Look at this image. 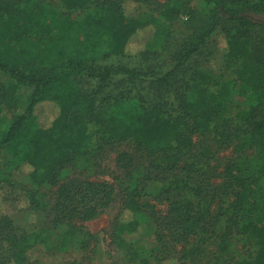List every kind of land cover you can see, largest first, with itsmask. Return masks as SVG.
I'll use <instances>...</instances> for the list:
<instances>
[{"label":"trees","instance_id":"1","mask_svg":"<svg viewBox=\"0 0 264 264\" xmlns=\"http://www.w3.org/2000/svg\"><path fill=\"white\" fill-rule=\"evenodd\" d=\"M190 1L168 0L157 18L140 20L125 13L122 0H59L64 11L92 6L76 19L40 0H0V75L9 80L0 85V154L8 157L0 168V191L11 189L12 172L22 168L37 188L57 186L50 228L21 234L0 215V264H47L84 249L92 237L73 224L105 212L114 189L105 183H62L63 172L94 151L125 141L144 154L148 166L135 168L124 152L116 156L124 173L121 203L127 218L114 221L115 240L142 230L152 209L145 190L153 179L164 183L160 195L168 208L157 219L169 239L199 244L195 251L182 249L183 264L197 255L199 264L210 244L217 248L214 262H222L237 242L252 255L236 264H264V38L256 46L252 42L254 29L264 32V21L248 16L264 17V0H198L208 6L205 15ZM180 16L186 17L190 36L170 69L108 64L145 57L149 43L162 45ZM144 30L145 47L130 53ZM217 33L225 44L218 72L199 71L168 97L173 75ZM19 88L29 93L18 113ZM230 98L243 107L234 108ZM44 105L53 109L48 116L42 115ZM209 134L218 147L233 145L240 154L219 175L206 174L208 162L199 163L192 154V137ZM215 177L218 185L212 183ZM18 191L26 207L47 209L40 195Z\"/></svg>","mask_w":264,"mask_h":264},{"label":"rangeland","instance_id":"2","mask_svg":"<svg viewBox=\"0 0 264 264\" xmlns=\"http://www.w3.org/2000/svg\"><path fill=\"white\" fill-rule=\"evenodd\" d=\"M43 4L50 8L63 11L71 19H76L86 13L92 6H86L75 11H64L61 8L59 0H40ZM168 0H122L124 3L125 13L127 15L136 16L137 19H153L157 18L163 6ZM227 1V0H226ZM190 6L205 15L208 6L204 5L198 0H191ZM257 23H262L261 17L253 19ZM146 30L139 33L135 38V44L131 47L130 53H136L143 50L148 41ZM190 36V31L186 26V17L180 16L177 21L171 24L166 40L161 45V41L152 40L147 48L145 57L136 56L132 59L114 58L108 64L123 65L139 70L154 69V70H168L171 67V61L175 53L180 49L182 44ZM264 38V32L256 28L252 34L253 45L256 46ZM224 39L221 33H217L211 37L205 46L193 56L186 67L176 72L173 77V87L168 97L175 96L178 91L192 81L194 75L202 70H208L212 74L218 72L221 54L224 49ZM227 79L229 78L226 73ZM9 83L7 77L0 75V85L6 86ZM88 88V87H87ZM20 96L19 111H21L25 97L29 90L19 88L15 92ZM150 98L153 96L151 91H146ZM234 108H242L241 100L237 98H230L228 101ZM42 115L48 116L53 109L50 105H44L41 109ZM5 118L10 116L4 111ZM214 136L209 134L201 137L194 135L193 152L199 163L206 161L208 167L204 165L206 174L215 173L219 175L223 170L224 164L229 160H235L239 157V153L234 150V146L218 147L214 141ZM127 153L133 158L134 167L146 168L148 161L144 154L138 153L131 142H117L111 146H104L99 151H94L91 156L78 160L76 163L66 167L63 172L62 183L71 180L84 181L90 183H105L114 189V202L110 207L101 213L99 216L88 221H75L74 226L84 233H88L92 238H88V244L84 249L70 250L63 257H59L55 262L48 261L47 264H181L182 249L195 251L199 244L195 241H190L187 244H180L169 239V232L162 228L158 217L164 215L167 211L168 204L161 198L159 188L164 185L161 181L152 179L149 189L145 190L148 203L152 209L148 210L143 218L142 230L134 237H122L117 241L112 236V228L114 221L117 218H127V215L122 216V189L120 181L124 178L123 171L115 164L116 156L119 153ZM207 153V157L204 154ZM7 155L0 154V168L4 166L7 161ZM203 168V169H204ZM27 169L16 170L11 174V189L4 188L0 191V215L8 216L11 221L12 228L21 234H29L39 229H47L51 227L53 220V203L57 186L54 187H40L34 186L29 178L26 176ZM138 178H142L138 174ZM150 183V182H149ZM213 185H218L220 179L213 178ZM23 189L40 195L42 200L48 204L47 209L42 211H35L26 207L21 200V194L18 191ZM231 255L225 256L222 262H214V257L217 256V248L215 245H207L204 255V260L199 264H236L240 259L249 257L252 249L241 243H236ZM252 248V247H251ZM198 260V255L196 256ZM208 261L206 262L205 261ZM188 262L187 264H197ZM199 262V260H198ZM183 264V263H182Z\"/></svg>","mask_w":264,"mask_h":264},{"label":"water","instance_id":"3","mask_svg":"<svg viewBox=\"0 0 264 264\" xmlns=\"http://www.w3.org/2000/svg\"><path fill=\"white\" fill-rule=\"evenodd\" d=\"M250 18H253L254 20L255 19H257V17L258 16H256V15H248ZM259 17H261L262 18V20L264 21V17H262V16H259Z\"/></svg>","mask_w":264,"mask_h":264}]
</instances>
